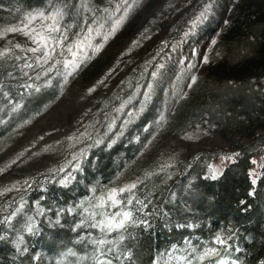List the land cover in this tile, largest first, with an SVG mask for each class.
Wrapping results in <instances>:
<instances>
[{"label": "rangeland", "instance_id": "rangeland-1", "mask_svg": "<svg viewBox=\"0 0 264 264\" xmlns=\"http://www.w3.org/2000/svg\"><path fill=\"white\" fill-rule=\"evenodd\" d=\"M236 1L127 0L124 3L123 0H77L70 17L59 20L60 31L51 33L61 43H50V49L55 50L47 64L43 63L42 51H27L37 47L29 36L21 32L0 36V51L8 50L0 60L12 62L13 68L8 73L10 83L34 90L55 87L54 96L39 111L26 119L15 120L0 138V218L7 223L9 234L18 248H23L25 238L35 235L43 224L53 225L59 219L54 217L50 208L24 197L31 179L43 172L52 173L61 181L71 179L89 156L91 147L101 142L113 143L149 104L160 108L154 136L138 157L111 182L90 188L82 201L84 208L95 204L96 197L109 189L134 183L141 169H161L171 175L177 163L192 153L205 151L212 154L235 147V141L225 138L217 123L205 114L199 118H187L182 127L167 126L177 107L191 93L192 77H196V82L205 72L215 45L212 41L217 40L226 26L231 6ZM117 5L120 6L118 12ZM129 5L131 8L120 28L104 42L103 35ZM54 11L43 12L49 15ZM27 14L0 6V32L11 26L23 27ZM50 23L37 19L30 27L40 30ZM97 29L100 35L96 34ZM64 36L67 39H62ZM86 37L91 39L93 47L86 46ZM78 41H84V44L80 49L73 48L77 53L73 57L68 46ZM99 44L103 47L95 52L94 48ZM205 56L207 63L204 62ZM73 59L79 67L75 71L71 67L65 69L64 61ZM26 64L32 67L27 68ZM0 89H3L1 82ZM3 90L2 93L10 96L8 90ZM7 96L3 94V97ZM7 103H11L12 111L17 109V103L11 100ZM9 119L0 116V124L9 123ZM172 121L177 125L178 119ZM247 140L248 137L243 138V141ZM229 160H219L215 174L220 173ZM260 164L261 160H257L254 173ZM82 202L74 214L75 225L87 216L80 207ZM104 211L114 213L116 209L109 207ZM91 222L87 221L88 224ZM28 225H33L31 233L27 231ZM82 229L88 247L93 249L88 260L75 251V255H71L72 249H63L53 260L43 251L37 253L34 264H95L93 257L99 253L91 241L108 240L107 233L87 226ZM219 245L215 240L199 246L190 242L182 246L172 245L159 255L156 264H188V261L191 264H211L215 255L203 261L197 257L209 248L219 251ZM108 249H112L110 244H105L101 259L110 260L112 264V250ZM221 260L224 264L237 261L226 254L216 264Z\"/></svg>", "mask_w": 264, "mask_h": 264}, {"label": "trees", "instance_id": "trees-1", "mask_svg": "<svg viewBox=\"0 0 264 264\" xmlns=\"http://www.w3.org/2000/svg\"><path fill=\"white\" fill-rule=\"evenodd\" d=\"M76 2L0 0V6L25 14L60 9L67 20ZM12 68L11 60H0L1 87L11 93L3 97L4 90H0V116L10 118L9 123L0 124V138L15 120L36 113L55 94L53 86L36 91L10 83ZM10 100L19 105L15 111L7 103ZM159 110L149 104L113 143L91 147L67 186L52 173L43 172L31 179L24 197L53 210L59 223L43 224L35 235L24 237L23 248H18L7 223L0 218V264H34L41 251L53 260L63 249H72L88 260L93 249L88 247L82 227L75 225V211L91 187L111 182L138 157L154 136ZM204 114L217 123L225 138L235 141V147L212 154L192 153L177 163L171 175L161 169H141L134 182L135 199L126 207L135 223L107 233L108 241L113 242L112 264H156L159 255L172 245L212 243L217 234L227 242L218 246L219 255L211 258V264L226 254L237 260L230 264H264V168L257 169L255 185L254 176L249 175L254 173L257 160L264 164V0L232 4L205 72L167 127H182L187 118ZM176 119L177 125L172 123ZM244 137L248 140L243 141ZM231 156L235 157L212 179L209 166L215 169L219 160ZM137 199L143 203H136Z\"/></svg>", "mask_w": 264, "mask_h": 264}, {"label": "snow or ice", "instance_id": "snow-or-ice-1", "mask_svg": "<svg viewBox=\"0 0 264 264\" xmlns=\"http://www.w3.org/2000/svg\"><path fill=\"white\" fill-rule=\"evenodd\" d=\"M123 2L127 3V0H123ZM130 8L131 6L129 5V7L124 10V14L120 16L118 19L114 20L111 28L107 31L106 34L103 35L104 42H107L109 37L115 34V32L120 28V26L126 19ZM119 10H120V6L117 5L116 11L118 12ZM63 15L64 13L60 9H57L56 11H54L53 13L49 15H45L43 11H37L36 13H28L24 18L26 22H22L23 27H19V26L7 27L4 29L3 32H0V36H3L5 33H15V32H21L25 36H29L32 39L33 43L37 45V47L29 48L27 49V51H30L32 53H37V52L42 51L43 63L47 64L48 60L52 58L51 57L52 51L55 50L54 48L50 49V43L51 42H55L57 44L61 43V41L57 40L56 37L51 35V33L60 31L59 20L63 18ZM201 15L203 16V13H201ZM37 19H40L42 21L49 20L51 21V23L48 24L46 27H42L40 30L36 29L35 27H30L31 25H33L34 21H36ZM100 28H103V25H100ZM91 32H92V29L89 28V33ZM96 34L97 35L101 34L99 29H97ZM62 39H67V37L64 36L62 37ZM86 40L88 41L86 46L93 47V45L91 44V39L89 37H86ZM212 43L215 44L216 41L213 40ZM82 44H84V41H78L74 45L68 46V51L72 53L73 57H76L77 55L76 52H73V48L75 47L77 49H80ZM16 47H20V46L16 45ZM102 47H103V44L96 45L94 48V51L99 52ZM7 52L8 50L0 51V59H3L7 55ZM17 59H19V57H17ZM37 62L40 63V58H37ZM80 62L83 63V60H81ZM204 62L205 63L208 62L207 56L204 57ZM25 67L30 68L32 67V65L26 64ZM64 67L65 69H68L69 67H71L72 71H75L76 68L79 67V64L76 63L75 59H73L72 61L65 60ZM48 70L51 71V68H49ZM70 74L71 72L68 73V75ZM37 79H39V77H37ZM195 80H196V77L193 76L192 77L193 83H195ZM28 87H31V85H29ZM149 88H151V85L149 86ZM36 91H39V88H37ZM4 95L7 96V93L5 92ZM16 107L18 108L19 105H17ZM15 110L16 109L14 108L13 111ZM161 119H163V117H161ZM229 159H231V157H229ZM252 163L255 164L256 161H252ZM258 166L260 168H264V164H260ZM209 168H210V171L212 172L211 178L216 179L217 178L215 174L216 170L213 169L212 166H209ZM249 175L256 177L255 179L252 180V184L255 185L256 179L259 178L258 174L249 173ZM69 182L70 180L68 178H65V180L62 181V184L64 186H67ZM136 187H137L136 183L125 185L120 188L113 187L109 189L105 194H102L96 197V203L90 204L89 208H84V205L82 202L80 207L83 208L85 213H87V216L85 217V220H82L79 224L76 225V227L80 228V227L87 226V227L97 228L99 229L101 233L106 234V233H111L113 231H119L121 229H125L127 224L129 223H135V221L133 220L132 212L130 210H126V207L127 205H131L133 203V199H135V194L133 190L136 189ZM93 192H95V189H93ZM125 193H128L129 195L127 197H124L123 194ZM136 203L142 204L143 202L137 199ZM109 207L114 208V209H119V210L114 213H109L107 211H104V209L109 208ZM90 208L92 209L91 211H90ZM95 209H99L100 211L97 212L95 211ZM17 211H19V209H17ZM69 211H73V210L70 209ZM97 216H99L100 219H97ZM88 220L92 221L91 224L87 223ZM57 223H59V221H57ZM27 231L31 233L33 231V225H28ZM122 239L123 237L121 236V240ZM228 239H230V237ZM81 240H83V237H81ZM20 242L23 243V237L20 238ZM215 242L218 244L224 245L226 244L227 241L226 239L221 238L219 234H217L215 238ZM91 243L97 246V252L99 253V255L93 257L95 264H111L110 260L106 261L104 259H101V257L104 255V252L102 251L104 245L110 244L113 242L105 240V239H97V240H92ZM111 250L112 249H108V251H111ZM193 251H195V249H193ZM70 254L75 255V253L71 251H70ZM213 255H219L218 250L216 248H209V249H206L202 255H199L197 259L203 261L204 259L210 256H213ZM188 264H191V261H188ZM219 264H224V261L223 260L219 261Z\"/></svg>", "mask_w": 264, "mask_h": 264}]
</instances>
